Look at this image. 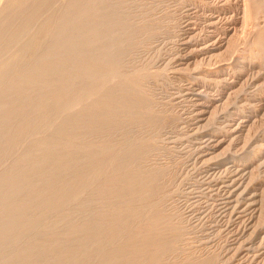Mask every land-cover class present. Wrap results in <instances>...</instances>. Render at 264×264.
<instances>
[{
    "label": "bare ground",
    "instance_id": "6f19581e",
    "mask_svg": "<svg viewBox=\"0 0 264 264\" xmlns=\"http://www.w3.org/2000/svg\"><path fill=\"white\" fill-rule=\"evenodd\" d=\"M242 3L247 19L264 17V0ZM142 4L0 0V264H225L214 251L189 250V234L167 207L168 168L156 154L164 127L179 121L154 97L162 71L145 63L136 69L142 49L160 35L159 21ZM263 20L252 24L253 53L229 65L249 59L264 70ZM217 66L175 76L200 85L202 96L201 85L222 81L224 67ZM256 141L244 153L250 162L239 163L227 181L237 202L245 196L242 172L264 151ZM255 182L261 199L245 200L240 213L259 205L264 234V176ZM259 247L256 256L264 254Z\"/></svg>",
    "mask_w": 264,
    "mask_h": 264
},
{
    "label": "rangeland",
    "instance_id": "374dc122",
    "mask_svg": "<svg viewBox=\"0 0 264 264\" xmlns=\"http://www.w3.org/2000/svg\"><path fill=\"white\" fill-rule=\"evenodd\" d=\"M140 1L143 2L142 10L150 13L159 21L157 29L160 30V35L156 34L155 38L153 37L154 39L152 38L142 49L138 60V64H142L137 65L136 69L142 72L141 67L145 63L154 72L157 68L158 74L162 71V75L159 74L160 83L157 82L153 88L154 97L160 108L167 109L179 121L174 126L164 127L165 131L162 130L163 132L159 135L160 146L156 154V160L168 168L167 187L170 196L167 200L168 204L166 203L168 210L185 228L187 235H190L185 241V246L188 249L191 247L189 250L192 252L207 254L214 251L222 257L221 260L224 258L225 264H237V262L238 264H264V254L256 256L259 245L264 244V234H261L259 229L263 223L260 221L263 211L258 205L257 210L252 207L240 213L251 198L255 197L259 201L261 199L263 189H260L261 185L255 181L257 177L264 176V151L262 150L260 155L253 158L254 161L251 162L250 168L242 172L241 181L243 183L241 182V185L245 196L242 197L244 199L240 197L241 204L236 201L238 194L235 195L233 192V183H227L238 175L239 163L244 165V162L246 164L250 162L249 155L244 154L249 144L254 143L250 141H259V143L255 142L254 147L260 146L259 144L264 145V136H262V130L264 131V70L250 62L249 59L246 62L229 65L232 59L242 55L241 53H253L249 49V39L253 36L252 27L254 24L260 26V21L264 17L259 18L260 21L256 18L252 22L250 17L248 20L247 14H243L246 13V11L243 12L244 7L241 8L245 4L242 3L243 0ZM210 22L213 25L209 24ZM263 24L264 20L261 26ZM225 31H229L228 34ZM177 32L178 35H175ZM229 40L230 42L234 40L236 44L229 46ZM198 45L210 48L197 53ZM194 48L196 51H193ZM7 54L4 57L9 55ZM217 64L219 67L220 64L224 67L218 68V70L222 68L218 74V78L222 81L201 85L202 96L196 94L200 85L175 76V71L192 73L201 67H206L207 70L214 68ZM256 88L259 90L257 91ZM253 103L254 106H252ZM220 125L230 131L234 128V133L229 136L225 132L216 133ZM217 139L218 144H214ZM234 154H236L235 157ZM238 154L244 157H237ZM250 187L253 190H250ZM228 189H232L230 193ZM228 193L231 205L224 204L229 200ZM252 195L254 196L251 197ZM205 239L206 241L203 242ZM249 244H252L251 249ZM247 247V251L244 250Z\"/></svg>",
    "mask_w": 264,
    "mask_h": 264
}]
</instances>
